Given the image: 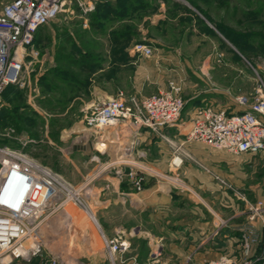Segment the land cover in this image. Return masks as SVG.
<instances>
[{"label":"rangeland","instance_id":"1","mask_svg":"<svg viewBox=\"0 0 264 264\" xmlns=\"http://www.w3.org/2000/svg\"><path fill=\"white\" fill-rule=\"evenodd\" d=\"M10 1L0 0V12ZM84 1L83 7L91 11L84 13L75 1H68L35 35L23 85L0 97V147L35 159L82 189V200L96 220L73 203L56 205L38 230L39 253L11 263L4 255L0 264H112L103 242V234L110 236V221L102 218L108 211L100 208V201L109 199L105 194L118 186L137 192L171 187L176 203L162 211L169 221L162 224V236H167L162 242L170 246L181 241L175 233L187 227L182 220L210 222L218 215L227 220L243 208L232 190L210 178L207 168L250 202L264 194V153L236 156L189 140L192 119L200 109L215 103L232 111L242 95L255 101L260 81L264 84V0H129L119 15L101 11L103 0ZM105 1L117 7V0ZM139 44L150 47L152 54L134 53ZM120 49L130 57L127 63L114 60ZM83 55L94 60L93 72L81 74L68 67L69 59ZM170 83L180 86L185 106L175 124L159 133L149 130V146H143L147 141L138 130L126 125L99 130L86 129L81 122L83 110L113 100L118 91L151 96ZM147 149L150 159L162 157L165 163L145 164ZM176 157L185 163L179 168H194L195 189L187 187L194 182L190 176L170 165ZM177 191L185 196H177ZM148 215L136 208L133 217L143 225ZM238 219L242 228L246 219ZM139 235L116 264H185V259L151 260L150 241Z\"/></svg>","mask_w":264,"mask_h":264},{"label":"built area","instance_id":"2","mask_svg":"<svg viewBox=\"0 0 264 264\" xmlns=\"http://www.w3.org/2000/svg\"><path fill=\"white\" fill-rule=\"evenodd\" d=\"M68 1H75L84 13L92 10V7H83L84 0H12L3 7L0 14V97L10 85H23L27 51L37 31L53 22ZM134 53L149 57L152 49L139 44ZM257 92L259 94L252 103L245 96L237 99L240 106L249 109L242 114L229 115L212 107L200 109L192 119L189 140L236 156L264 153L262 81ZM184 106L181 88L175 83H170L168 90L151 96H127L123 91H118L113 100L83 110L81 122L87 129H110L121 124L138 131L145 128L159 133L178 121ZM173 163L178 167L183 159L176 157ZM214 178L232 190L244 204L241 214L247 221L239 228L243 233L242 258L223 256L202 264H264V194L257 201L250 202L245 194L237 192L225 179L219 176ZM140 182L137 183L138 187ZM7 186L11 192L9 197L3 196ZM81 192L82 189L72 187L51 168L35 159L0 147V259L8 255L11 263L15 259L36 256L40 251L38 230L56 205L64 208L73 203L92 217ZM19 195L23 198H18ZM231 220L219 219L215 235L229 227ZM254 224L259 225L260 234ZM103 242L112 264L125 256L131 247L122 237L109 238L103 234ZM253 246L262 248L261 252L253 254ZM189 261L188 264H197Z\"/></svg>","mask_w":264,"mask_h":264},{"label":"crops","instance_id":"3","mask_svg":"<svg viewBox=\"0 0 264 264\" xmlns=\"http://www.w3.org/2000/svg\"><path fill=\"white\" fill-rule=\"evenodd\" d=\"M12 1V0H11ZM10 1V2H11ZM88 3H92L91 0H87ZM75 7L78 8L77 3L75 2ZM74 9V8H73ZM2 12V11H1ZM0 12V14H1ZM41 29V28H40ZM39 29V30H40ZM38 30V31H39ZM37 31V32H38ZM37 34V33H36ZM165 86L160 85L159 90L166 91L168 90ZM161 92V91H160ZM259 93H257L258 96ZM243 96V95H242ZM256 96V97H257ZM246 97V96H245ZM255 97V98H256ZM249 101V99H248ZM209 106V104H207ZM212 108L216 110H223L229 115H238L244 112H247L249 109L246 106H240L237 102V107L234 108L232 111H229L227 108H223L220 104L215 105V103H211ZM193 124H191L190 131L192 130ZM85 128V127H84ZM87 129V128H86ZM189 131V133H190ZM140 137L142 140H148L151 136V132L145 128L139 130ZM150 141H147L143 146H149L148 144ZM158 148L163 147L162 142H158ZM150 149H147V152H143L144 154V163L151 164V165H158L159 167L162 166V157L158 160H152L149 156ZM162 154V150H160ZM248 154V153H245ZM252 155V154H251ZM243 156V155H241ZM166 158V157H165ZM169 160V158H167ZM172 162V161H171ZM184 162V161H183ZM185 164V163H182ZM173 168H175L174 163L170 164ZM184 168H177L180 169L181 175L187 176H194L196 172H194V168H188L184 165ZM205 169V168H204ZM208 173H211L210 178L214 179L215 172L206 169ZM217 174V173H216ZM213 176V177H212ZM221 177V176H219ZM223 178V177H221ZM224 179V178H223ZM193 177H191V181ZM226 180V179H225ZM194 181V180H193ZM202 182V181H201ZM194 185L196 186L195 181L191 183V185H187L188 188L195 189ZM198 186V185H197ZM203 186H199L200 188ZM201 189V188H200ZM194 191V190H193ZM105 192V191H104ZM105 194V193H104ZM178 194H182L185 196L183 191H177ZM109 199H104V201H100L102 205L100 208H104L108 212H103V219L109 220V232L107 237H122L126 239L130 244L132 238L137 235L141 237L139 234L141 233L142 236L150 241V246L153 248L151 260H162L166 258L167 260L175 259V260H186L184 263L187 264L188 259H191L192 262L197 264H202L205 261L217 260L223 256L241 259L242 258V249H241V241L236 235L231 233V228L241 227L240 225L236 224L238 222V217H242V220L247 218L241 214L244 209V204L241 202L242 209L241 212L235 213L231 218L234 219L235 222H231L230 226L227 229H223L222 232L218 235H215L217 223L219 219H223L222 217L215 216V218L210 222H205L203 219H192L191 221L182 220V224L184 222V226H187L183 231H177L175 233L176 238H179L180 242H175L174 244L168 245L166 242H162L163 239L167 236H162V224H169L167 220V212L171 209L172 205L176 203V200L172 197V189L169 186H154L148 187L143 189L142 191H135L133 188H120L119 186L113 189L112 192L109 194ZM190 198V197H188ZM191 199V198H190ZM186 199H182L181 202ZM188 203V200H186ZM198 205V202L196 203ZM196 206V205H195ZM136 208L141 210L142 212H148V218L145 224L136 222L134 213ZM99 209V207H97ZM165 211V212H162ZM162 214H164V218ZM162 221L164 223H162ZM244 224V223H242ZM145 226V227H144ZM257 233L259 232V225L254 224ZM229 228V229H228ZM137 229V230H135ZM231 229V230H230ZM136 231V232H135ZM234 231V230H232ZM135 232V233H133ZM168 235V234H164ZM179 235V236H177ZM189 241V242H186ZM253 254H259L262 248L253 246L252 247ZM130 251V250H129ZM129 254V253H127ZM126 254V255H127ZM166 260V261H167ZM154 262V261H153ZM162 264V263H161ZM183 264V263H182Z\"/></svg>","mask_w":264,"mask_h":264},{"label":"trees","instance_id":"4","mask_svg":"<svg viewBox=\"0 0 264 264\" xmlns=\"http://www.w3.org/2000/svg\"><path fill=\"white\" fill-rule=\"evenodd\" d=\"M117 1H118L117 7H112L111 3L109 1L106 2L105 0H103V1L100 2L99 8L101 9V11L106 12V14L107 13L108 14H117V15L122 14L124 12V10L128 9L129 0H117ZM135 3H136V1H135ZM99 8H98V10H100ZM223 31L230 35V32H229L228 29L227 30L223 29ZM227 38L230 40V36L227 37ZM129 40L130 39H127V41H129ZM117 42H118V44L122 45L123 41L121 39V36H118ZM122 49H120L118 51L117 56H115L114 60H116V61H118V60L120 61L121 60V63L122 62L127 63L130 60V57H128V54L124 53V51H122ZM67 64H68V67L71 68L73 71L79 70V72L81 74H83L84 72H85V74L93 72L95 70V67H96L95 64H94V60L91 59V58H87L86 55H83L80 60L69 59ZM71 76H72L71 78L74 79V80L78 78V76H76L74 73ZM17 86L18 85H10L9 87L6 88V90L3 92V94L7 93L11 89L16 88ZM0 114H1V110H0ZM231 222H232V220H231ZM231 222H230V224H231ZM224 229H227V228H224ZM231 229L234 230V231H232ZM231 229H230L231 233L236 235V237H238L240 239V241H242L243 233L239 230V227L238 228L237 227H235V228L232 227ZM222 230L218 233V235L222 232Z\"/></svg>","mask_w":264,"mask_h":264},{"label":"clouds","instance_id":"5","mask_svg":"<svg viewBox=\"0 0 264 264\" xmlns=\"http://www.w3.org/2000/svg\"><path fill=\"white\" fill-rule=\"evenodd\" d=\"M10 193H11L10 187L9 186L5 187L3 190V196L9 197L11 195ZM18 198H23V197H22V195H19Z\"/></svg>","mask_w":264,"mask_h":264}]
</instances>
